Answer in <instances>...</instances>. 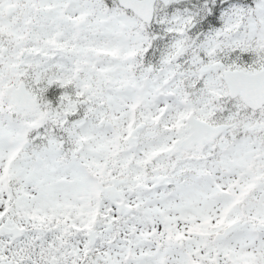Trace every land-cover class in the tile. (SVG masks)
Returning <instances> with one entry per match:
<instances>
[{
  "label": "snow or ice",
  "instance_id": "snow-or-ice-1",
  "mask_svg": "<svg viewBox=\"0 0 264 264\" xmlns=\"http://www.w3.org/2000/svg\"><path fill=\"white\" fill-rule=\"evenodd\" d=\"M0 264H264V0H0Z\"/></svg>",
  "mask_w": 264,
  "mask_h": 264
}]
</instances>
